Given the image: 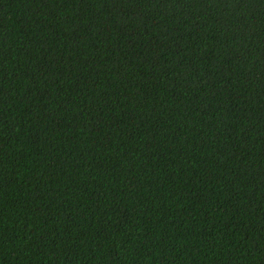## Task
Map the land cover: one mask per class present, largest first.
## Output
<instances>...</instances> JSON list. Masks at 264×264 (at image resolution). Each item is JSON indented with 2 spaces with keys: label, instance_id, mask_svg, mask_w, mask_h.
<instances>
[{
  "label": "trees",
  "instance_id": "1",
  "mask_svg": "<svg viewBox=\"0 0 264 264\" xmlns=\"http://www.w3.org/2000/svg\"><path fill=\"white\" fill-rule=\"evenodd\" d=\"M0 264H264V0H0Z\"/></svg>",
  "mask_w": 264,
  "mask_h": 264
}]
</instances>
